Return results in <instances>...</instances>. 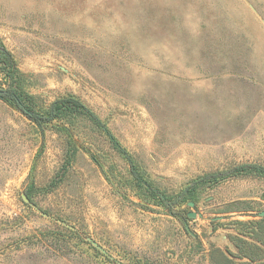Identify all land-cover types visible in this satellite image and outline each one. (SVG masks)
I'll list each match as a JSON object with an SVG mask.
<instances>
[{
	"label": "rangeland",
	"instance_id": "rangeland-1",
	"mask_svg": "<svg viewBox=\"0 0 264 264\" xmlns=\"http://www.w3.org/2000/svg\"><path fill=\"white\" fill-rule=\"evenodd\" d=\"M0 47L26 105L102 124L0 98V264H264L230 240L264 209V0H0Z\"/></svg>",
	"mask_w": 264,
	"mask_h": 264
},
{
	"label": "trees",
	"instance_id": "trees-1",
	"mask_svg": "<svg viewBox=\"0 0 264 264\" xmlns=\"http://www.w3.org/2000/svg\"><path fill=\"white\" fill-rule=\"evenodd\" d=\"M0 71L4 73V82L6 83V87L0 88V98L6 102L14 103L28 117L38 121L40 124L49 122L55 118L63 117L67 114L75 113L86 116L101 128L102 124L97 116L88 108V106L73 95L61 96L54 99L50 102L44 112H37L33 110L31 106L26 105L24 102V95L18 90L17 85L15 84L17 75L15 64L10 54H8L2 47H0ZM104 129L110 140L114 142L115 147L127 156L125 150L113 140L109 131L106 128ZM247 167V165L235 166L232 168L231 173L241 172ZM252 167L254 168V166H251V168ZM132 173L136 180L144 182L134 168H132ZM163 199H165L164 196H160V200ZM263 220L264 216H261L258 220L236 219L232 222L235 226H243L245 228V230H241L240 227L236 228L237 234L232 235V239H230L232 247L238 251L239 256L246 257L251 262L259 261L264 257V227L261 225Z\"/></svg>",
	"mask_w": 264,
	"mask_h": 264
},
{
	"label": "water",
	"instance_id": "water-1",
	"mask_svg": "<svg viewBox=\"0 0 264 264\" xmlns=\"http://www.w3.org/2000/svg\"><path fill=\"white\" fill-rule=\"evenodd\" d=\"M23 198L26 199L25 196H23ZM192 204H193L192 202H188V205H192ZM258 215H259V216H264V209L261 210V211H259V212H258ZM188 216H189V217H194V216H195V213H194V212H188Z\"/></svg>",
	"mask_w": 264,
	"mask_h": 264
}]
</instances>
